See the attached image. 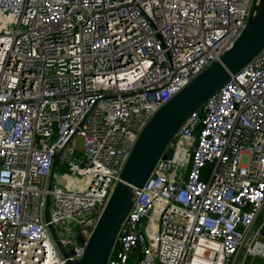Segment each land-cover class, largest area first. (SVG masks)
Segmentation results:
<instances>
[{
  "label": "built area",
  "instance_id": "built-area-1",
  "mask_svg": "<svg viewBox=\"0 0 264 264\" xmlns=\"http://www.w3.org/2000/svg\"><path fill=\"white\" fill-rule=\"evenodd\" d=\"M255 2L0 0V264H66L49 225L80 258L76 235L147 121L233 46ZM169 149L107 264L264 256V49Z\"/></svg>",
  "mask_w": 264,
  "mask_h": 264
},
{
  "label": "water",
  "instance_id": "water-1",
  "mask_svg": "<svg viewBox=\"0 0 264 264\" xmlns=\"http://www.w3.org/2000/svg\"><path fill=\"white\" fill-rule=\"evenodd\" d=\"M264 49V0H256L247 25L233 46L220 59L195 76L163 104L147 121L136 139L89 236L79 231L76 241L83 250L72 259L53 227L52 237L66 264H107L134 204V194L144 187L158 162L167 156L170 144L190 115L215 95L233 75ZM46 220L48 217L46 215Z\"/></svg>",
  "mask_w": 264,
  "mask_h": 264
},
{
  "label": "rangeland",
  "instance_id": "rangeland-1",
  "mask_svg": "<svg viewBox=\"0 0 264 264\" xmlns=\"http://www.w3.org/2000/svg\"><path fill=\"white\" fill-rule=\"evenodd\" d=\"M171 151V149H168ZM57 172H60L59 169H56ZM264 221V211L262 213V215L259 217L258 219V223L256 224V227H258L260 225V223H262ZM260 241H262L264 243V230H262L260 232ZM252 264H264V256L263 255H257L253 258L252 260Z\"/></svg>",
  "mask_w": 264,
  "mask_h": 264
},
{
  "label": "bare ground",
  "instance_id": "bare-ground-1",
  "mask_svg": "<svg viewBox=\"0 0 264 264\" xmlns=\"http://www.w3.org/2000/svg\"><path fill=\"white\" fill-rule=\"evenodd\" d=\"M256 250H259V248H256Z\"/></svg>",
  "mask_w": 264,
  "mask_h": 264
}]
</instances>
